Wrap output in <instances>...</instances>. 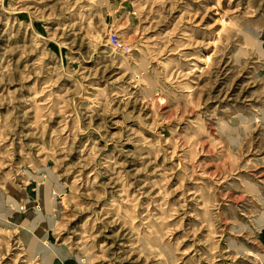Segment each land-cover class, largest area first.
<instances>
[{"label":"rangeland","instance_id":"obj_1","mask_svg":"<svg viewBox=\"0 0 264 264\" xmlns=\"http://www.w3.org/2000/svg\"><path fill=\"white\" fill-rule=\"evenodd\" d=\"M0 264H264V0H0Z\"/></svg>","mask_w":264,"mask_h":264},{"label":"built area","instance_id":"obj_2","mask_svg":"<svg viewBox=\"0 0 264 264\" xmlns=\"http://www.w3.org/2000/svg\"><path fill=\"white\" fill-rule=\"evenodd\" d=\"M111 45L116 50H121L123 52H130L131 51L130 44L124 42L123 40H121L116 35H113L112 36V38H111Z\"/></svg>","mask_w":264,"mask_h":264}]
</instances>
